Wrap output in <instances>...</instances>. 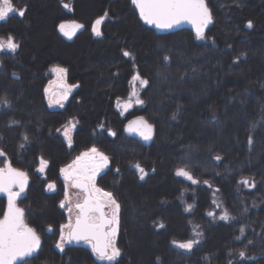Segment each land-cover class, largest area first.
Masks as SVG:
<instances>
[{
    "label": "trees",
    "instance_id": "trees-1",
    "mask_svg": "<svg viewBox=\"0 0 264 264\" xmlns=\"http://www.w3.org/2000/svg\"><path fill=\"white\" fill-rule=\"evenodd\" d=\"M12 2L27 10L0 21V37L11 34L20 45L0 51V98L7 101L0 107L6 153L0 166L7 159L28 174L17 204L41 240L28 264H109L79 243L56 247L66 220L60 169L93 146L109 157L95 183L120 205L118 264H264V0H207L214 22L205 41L189 29L156 33L131 0ZM41 13L50 16L49 40ZM105 13L96 36L92 24ZM68 21L84 25L71 40L58 29ZM55 65L78 85L63 107H50L45 98ZM136 74L148 81L140 91L144 104L121 115L115 102ZM134 116L153 125L151 141L124 134ZM70 119L76 121L71 147L60 133ZM40 157L49 162L43 173ZM135 164L147 171L144 179ZM182 167L199 183L177 176ZM244 178L256 187L240 184ZM212 193L234 219L208 215ZM7 202L0 193V218ZM193 238L200 242L190 252L172 243Z\"/></svg>",
    "mask_w": 264,
    "mask_h": 264
},
{
    "label": "snow or ice",
    "instance_id": "snow-or-ice-1",
    "mask_svg": "<svg viewBox=\"0 0 264 264\" xmlns=\"http://www.w3.org/2000/svg\"><path fill=\"white\" fill-rule=\"evenodd\" d=\"M131 3L139 10L140 17L146 23L155 25L159 29H170L184 21L192 23L198 39H204L205 29L214 22L207 0H131ZM64 7L68 8L69 5L64 4ZM26 10V8L17 10L12 0H0V21L6 20L13 13L23 17ZM106 17L107 13H105V17L97 19L92 26V31L97 36L101 35L98 26L103 23ZM58 27L63 35L71 38L76 31L84 26L76 21H68L60 23ZM247 27H253L251 21L247 23ZM19 47L20 45L16 43L15 37L11 34L7 35L6 38L0 37V51L7 49L8 51L16 52ZM123 55L129 57L131 53L124 51ZM168 59V57H164V60ZM50 71L58 77L62 94L56 100L49 98V105L51 106L55 103L63 107L62 101L66 100L78 85L66 83L67 68L55 65ZM132 80L139 81L141 86L148 85V81L142 79L139 74L134 75ZM45 92L47 93L48 89H45ZM133 99L136 104H144V100L139 97V93L133 89L129 99L123 102L118 101L117 105L127 109L132 106ZM0 103H7V101L0 98ZM173 119H175V116H173ZM11 123L16 124L18 122L11 121ZM75 126L76 122L70 120L64 128L63 135L67 139L69 147L72 145V137L69 132ZM127 130L138 133L144 141L153 139V125L148 123L143 117L131 121L127 126ZM112 135H115V133H112ZM23 139L28 141V135L25 134ZM248 144H253L251 136L248 139ZM23 146L22 144L21 147ZM0 157H6V153L3 150H0ZM215 159L220 161L222 158L217 155ZM108 162L109 157L93 146L77 156L71 164L60 169L66 182L65 200L60 202V207H67L69 221L67 224L60 226V237L56 247L63 251L66 244L83 240L91 245L92 252L98 260L107 261L109 264H118V258L122 255L121 249L117 246L120 205L113 193L98 188L95 183L97 174L102 168L107 167ZM48 163L47 160L40 157L38 171L43 173ZM136 168L141 173L140 179H144V176L147 175L145 170L140 165H136ZM175 174L185 177L193 184L199 183L193 178L191 172L184 167L178 168ZM69 182L71 187L79 189L83 194L82 200H78L74 208L71 206L67 191ZM27 183L28 174L18 168H14L11 161L5 159L3 166L0 167V193L7 195L8 202L3 217L0 218V264H17L18 261L22 262V264H28L27 258L32 257L33 253L41 246L39 235H37L35 229L29 227L25 222V210L17 204L18 199L25 192ZM205 183L207 184L208 182L205 181ZM239 183L249 188L256 187L255 180L249 178H244ZM47 189L55 191V183H48ZM106 208L111 210L110 214L105 211ZM192 208L193 205L187 206L188 211H191ZM74 211L75 221L73 222L72 215ZM244 211L246 212L247 209L245 208ZM208 215L215 218V213L213 212H209ZM219 219L227 221L234 218L231 217L227 209H224ZM240 232L243 234L244 228H241ZM202 235L201 232L195 233V236ZM237 239H240V237H237ZM199 242L195 238L188 239L185 242L172 241L176 247L189 252ZM238 256L246 258V252L241 250ZM248 258L253 259L251 257Z\"/></svg>",
    "mask_w": 264,
    "mask_h": 264
},
{
    "label": "rangeland",
    "instance_id": "rangeland-1",
    "mask_svg": "<svg viewBox=\"0 0 264 264\" xmlns=\"http://www.w3.org/2000/svg\"><path fill=\"white\" fill-rule=\"evenodd\" d=\"M49 15H51V13H48ZM40 16H43V22H44V27H43V31H45V36H46V39H48L49 40V38H48V35H49V31H48V25H49V18H50V16H46V17H44V15L41 13L40 14ZM99 19V18H98ZM97 20V19H96ZM95 20V21H96ZM95 21L93 22V24H92V26L94 25V23H95ZM46 27V28H45ZM98 28H99V26H98ZM91 30H92V27H91ZM93 32V31H92ZM93 34H95L94 32H93ZM96 35V34H95ZM97 36V35H96ZM100 36V35H99ZM199 40H201V41H205V40H207V39H199ZM4 51H8L7 49H5ZM79 54V53H78ZM50 73V78H49V80H48V82H47V84H46V87H45V89H48V92L47 93H45V98H46V101H47V103H48V105H49V98H52L53 100H56V99H59L60 98V96H61V94H62V89H61V85H60V81H59V79H58V77L55 75V74H53V73H51V71L49 72ZM134 76V75H133ZM132 76V77H133ZM132 77L130 78V81H129V91H128V93H127V95L126 96H124V97H119V98H117V100H116V102H115V105H116V108L118 109V111L120 112V114L121 115H124L127 111H129L130 109H132L133 107H135V106H138L139 104H136L135 102H134V99H133V103H132V106L131 107H129V108H127V109H125V108H123L122 106H119L118 107V105H117V102L118 101H120V102H123V101H127L128 99H129V97H130V94H131V92L133 91V89H135L138 93H139V97H140V91H141V89H142V87L143 86H141L140 85V82L139 81H133L132 80ZM142 78V77H141ZM143 79V78H142ZM145 80V79H144ZM66 83H68L67 82V79H66ZM68 84H70V83H68ZM70 96V95H69ZM68 96V97H69ZM141 98V97H140ZM68 99V98H67ZM67 99L66 100H63L62 101V103H63V105L65 104V102L67 101ZM4 105H6V103H0V107L1 106H4ZM50 106V105H49ZM50 107H61L59 104H55V103H53ZM71 121H75L74 119H70ZM69 120V121H70ZM76 122V121H75ZM67 125H68V123H67ZM70 127V126H69ZM64 128H65V126L63 127V128H61V135H63V132H64ZM73 131H74V129H72L70 132H69V135L70 136H72V133H73ZM110 133H111V131H110ZM63 137H64V139H65V141H66V143H67V145H68V142H67V139L65 138V136L63 135ZM87 150H85V151H83V152H86ZM82 153V152H81ZM80 153V154H81ZM79 154V155H80ZM79 155H77V156H79ZM76 156V157H77ZM75 157V158H76ZM75 158L73 159V160H75ZM73 160H72V162H73ZM72 162H70L69 164H71ZM69 164H67V165H69ZM66 165V166H67ZM136 165H138V164H135V165H133V167H134V169L138 172V174H139V176H141V173L139 172V170L136 168ZM3 166V164L0 166V167H2ZM66 166H64V167H66ZM40 167V164H38V167H37V171H38V168ZM63 167V168H64ZM141 167V166H140ZM106 167H104V168H102V170L100 171V172H102L104 169H105ZM39 172V171H38ZM99 172V173H100ZM146 173H147V171H145ZM98 173V174H99ZM97 174V175H98ZM97 177V176H96ZM60 178H61V181H62V183H63V187H64V195H63V198H62V200L61 201H63V200H65V184H66V182H65V180H64V177H63V175L61 174V172H60ZM185 178V177H184ZM186 179V178H185ZM186 180H188V179H186ZM189 181V180H188ZM192 183V182H191ZM193 184V183H192ZM97 186V185H96ZM69 187H71L70 186V182H69V186H68V188H67V191H68V194H69V198H70V200H71V206H72V203H73V201L74 200H76V193L72 190V189H70ZM99 188V187H98ZM107 192V191H106ZM214 192V191H213ZM185 194V193H184ZM181 201H184V195H182L181 196ZM217 205H219V206H217ZM63 210H64V212H65V215L67 214V219L65 220V222L63 223V224H67L68 223V221H69V213H68V211H67V207H65V208H62ZM225 209V207H224V204L222 203V201L220 200V198H219V196H218V194L217 193H212V201H211V208H210V210H209V212H213V213H215V218H213V217H211V218H213V219H215V220H221V219H219V217H220V215H222L223 214V210ZM108 213L110 214L111 213V210L110 209H108ZM62 224V225H63ZM195 239H197V238H195ZM58 242H59V239H58ZM57 242V243H58ZM185 242V241H184ZM88 244V243H87ZM66 245H68V244H66ZM65 245V246H66ZM88 246H90L89 247V249L91 250V252H92V247H91V245L90 244H88ZM92 254L95 256V254L92 252ZM95 258H96V256H95ZM97 259V258H96ZM105 262H107V261H105Z\"/></svg>",
    "mask_w": 264,
    "mask_h": 264
},
{
    "label": "water",
    "instance_id": "water-1",
    "mask_svg": "<svg viewBox=\"0 0 264 264\" xmlns=\"http://www.w3.org/2000/svg\"><path fill=\"white\" fill-rule=\"evenodd\" d=\"M136 9H137V8H136ZM137 12H138V15H139V10H138V9H137ZM139 17H140V15H139ZM140 18H141V17H140ZM141 20H142L144 23H146L142 18H141ZM76 22H77V21H76ZM77 23L82 24V23H80V22H77ZM146 24L149 25V26H151V27L155 30L156 33H168V32H174V31H178V30H182V29H189V30L194 31V33L196 34V30H195L194 25H193L192 23L188 22V21L181 22L180 24H178V25H176V26H174V27H172V28H170V29H159V28H157L155 25L148 24V23H146ZM82 25H83V24H82ZM83 26H84V25H83ZM209 26H210V25H209ZM209 26L205 29V31L209 28ZM58 29H59V27H58ZM83 29H84V27L81 28L80 30L76 31L75 35H73L71 38H68L67 36L63 35V33H61L60 31H59V33H60L61 35H63L66 39L71 40L74 36H76V35H77L79 32H81ZM140 117H141V116H134V117L130 118L129 120H127V121L125 122L124 126H123V132H124V134L127 135V136H133V137H135V138H137V139H141L142 141H144L138 133H136V132H129V131L127 130V126H128V124H129L131 121H133V120H138ZM145 142H146V141H145ZM35 253H36V252H35ZM35 253H33V254H35Z\"/></svg>",
    "mask_w": 264,
    "mask_h": 264
},
{
    "label": "flooded vegetation",
    "instance_id": "flooded-vegetation-1",
    "mask_svg": "<svg viewBox=\"0 0 264 264\" xmlns=\"http://www.w3.org/2000/svg\"><path fill=\"white\" fill-rule=\"evenodd\" d=\"M70 189H72L76 194V200H74L73 201V203H72V207L74 208V206H75V204L77 203V201L78 200H82V197H83V194L80 192V190L79 189H76V188H73V187H69ZM105 211L108 213V209L106 208L105 209ZM66 219H67V214H66ZM72 220H73V222L75 221V211L73 212V215H72ZM72 243H79V244H82V245H84V246H86V247H90V246H88V244L85 242V241H83V240H81V241H73Z\"/></svg>",
    "mask_w": 264,
    "mask_h": 264
}]
</instances>
